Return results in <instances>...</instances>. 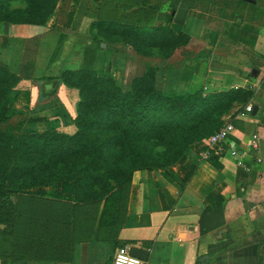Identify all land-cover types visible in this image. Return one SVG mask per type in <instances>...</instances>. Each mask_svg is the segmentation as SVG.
Instances as JSON below:
<instances>
[{"label": "crops", "instance_id": "0c3cea01", "mask_svg": "<svg viewBox=\"0 0 264 264\" xmlns=\"http://www.w3.org/2000/svg\"><path fill=\"white\" fill-rule=\"evenodd\" d=\"M110 1V10L104 11L103 5ZM245 1L82 0L72 15L66 14V26L61 28L49 26V20L40 30L35 29L37 25L6 24L14 34L0 45V61L21 77L10 94V107L23 116L26 130L56 127L74 132L77 89L61 83L49 92L54 82L44 77L67 45H78L82 55L62 56L51 74L78 69L75 60L83 63L81 68L96 70L89 66V58L95 56L100 40L102 45L103 41L115 48L125 44L134 50L122 41L104 40L92 25L112 22L111 18L168 24L175 33L187 35L188 41L169 56L156 49L148 55L134 50L160 78L165 94L198 90L207 94L242 87L251 95L222 116L223 123L234 125L227 148H235L237 156L228 152L200 159L203 138L168 168L134 171L123 211L112 223L100 224L101 205L97 210L85 206L66 216L62 232L47 234L24 195L15 227L19 239L12 244L14 249L0 252V264H113L121 246L145 250L142 264H264V0ZM87 2L88 7L94 4L90 11L83 6ZM29 42H36V49L27 56ZM249 104L252 110L246 113ZM253 134L259 136L257 148L249 144ZM29 191L55 201L73 199L71 182ZM70 217L75 218L74 224L67 221ZM20 226L25 227L23 233L18 232Z\"/></svg>", "mask_w": 264, "mask_h": 264}, {"label": "trees", "instance_id": "16d2710c", "mask_svg": "<svg viewBox=\"0 0 264 264\" xmlns=\"http://www.w3.org/2000/svg\"><path fill=\"white\" fill-rule=\"evenodd\" d=\"M14 1L17 0H0L1 25L43 26L59 0H25L26 8L3 12ZM92 25L104 40L122 41L142 55L156 49L160 55L169 56L188 41L186 34L175 33L168 24L143 28L97 21ZM7 37L0 34V45L6 43ZM54 68L55 65L50 66L44 77L54 82L49 92L61 83L78 91L72 133L56 127L26 130L21 122L11 125L9 120L14 112L10 94L21 77L0 61L2 236L14 233L21 214L22 199H14L10 192L25 195L24 201L33 205L34 211L37 207L42 209L43 212L36 213L40 219L50 214L56 223H64L66 216L80 207L97 210L101 205L100 224L116 221L123 211L134 171L172 166L189 153L195 142L215 132L223 124L222 116L235 103L244 104L251 95L250 90L242 87L207 94L199 90L165 94L157 87L151 68L132 78L126 87L118 85L109 73L99 75L95 70L78 68L58 69L51 74ZM60 182L72 183L73 199L58 202V214L56 210L44 209L49 200L39 199L32 192L27 194L33 188ZM54 207L57 208L55 200ZM30 214L34 215L32 211ZM73 219L67 221L74 224Z\"/></svg>", "mask_w": 264, "mask_h": 264}, {"label": "rangeland", "instance_id": "374dc122", "mask_svg": "<svg viewBox=\"0 0 264 264\" xmlns=\"http://www.w3.org/2000/svg\"><path fill=\"white\" fill-rule=\"evenodd\" d=\"M80 1L82 2V0H79L78 2H76L75 0H62L59 8L52 15L54 17V20H52L50 18L48 19L49 21L47 20L48 21L47 23L49 24V26H51V25L56 26L57 25L56 27H58V28H61V26L62 27L66 26L64 23L66 14L72 15L73 12L78 8V6H80V4H81ZM95 1L96 0H92L93 3ZM107 4L108 5H103L104 8L102 7L104 9V11H106V9L110 10V7H111L110 5H112L111 1L107 2ZM87 5H88V2L83 4L85 9L89 10L90 6H92L91 9H93L94 4H89V7ZM26 6H27V3L25 0H17V1L10 3L6 8H4L3 12H5L7 10H11V9H16V8L17 9H24V8H26ZM173 6L175 7L174 3H173ZM119 20H121L122 23H127L130 25L135 24L134 26H138V27L140 26L143 28L155 26V24H148V23L143 24V23H139V22L136 23V21H134L131 18H123V19L111 18V19H109V21H112V22H117ZM51 21H53V22H51ZM152 21L153 20L150 19V21H148V22L151 23ZM0 23H3V22H0ZM3 25L0 24V32H1L0 34H7V35L14 34L13 29H11L10 27H6L7 26L6 24H3ZM58 25H60V26H58ZM35 29L40 30L42 28H40L38 26ZM27 34H30L29 31ZM100 42H101V40H100ZM100 42L97 41V43L95 44V48H96L95 56L94 57L91 56L89 58V63H91V65H89V66H91L93 69H96L98 71L97 73L99 75H105V74L109 73L114 77V79L118 85H120L122 87H126L130 83L132 78H134L135 76L142 75L147 70V68H146V66L148 64L147 60L138 56L134 50L130 49L128 46H125V44L121 45L118 48H115L114 46H112V44L106 43L105 41H103V43H105V45H102V43H100ZM67 46H64V48L62 47L60 49L59 54L56 58L57 61L58 60L62 61V59H63L62 56L66 55L67 53H69V55H72L73 57H78V58L82 55L83 51L79 50L78 45H76V46L72 45L70 47H67ZM43 47L47 49L48 46H43ZM33 49L35 51L36 42H29L27 50L25 51L27 56H30L31 53H33ZM49 51H50V49L48 50V52ZM57 61H56V63L54 62V64L51 66L55 65V68H56ZM93 61H94V64L92 63ZM61 64L66 65L64 62H62ZM75 64H78V66H80V67L77 66V68L83 67V65H82L83 63H81L80 60H75ZM86 64L84 63V66H88V63H86ZM156 85L159 89L161 88L162 83L160 82V78L156 79ZM19 122H21L22 125L24 123L23 116L18 115V114H14L11 117V119L9 120V123L11 125H15L16 123H19ZM67 131H68V129H66V131H64V132H67ZM192 147H196V142H195V144L192 145ZM189 153H190V151H189ZM43 192H45V191H43ZM43 192H41V193L43 194ZM28 193H30V191H28L27 194ZM34 194L36 196L41 197L39 199H43V198L46 199L45 197L40 195V192L39 193L34 192L33 195ZM10 196L14 197V199L17 198L18 200L23 198V195L21 194L18 196L17 192H10ZM46 200H49V202L48 201L45 202V206L46 207L49 206V209L44 207V209H46V212L47 211L51 212L53 210L54 211L56 210V212L58 214L59 213V208H58L59 203L58 202H60V200L57 201V208L54 207V199L53 198H47ZM38 212H43V210L39 209L37 207L36 213H38ZM46 212H45V214H46ZM50 217H53V215ZM50 217L44 216L41 219L42 227H44L46 225V233L49 234V232H62L63 231L62 228H63V224H64L63 221H59L56 223V220H54V218H50ZM50 220H53V221L51 222ZM0 228L1 229L4 228V225H0ZM24 229H25V227L20 226V229L18 227V232L23 233ZM16 236H17V234H16L15 230H14V233H11L8 236H1L0 235V252L3 250L2 252L6 253L7 251L4 249H7V247H8V249H11V250H12V248L14 249L15 245H12V244H16L18 239H19V237L16 238Z\"/></svg>", "mask_w": 264, "mask_h": 264}, {"label": "built area", "instance_id": "2783aa9c", "mask_svg": "<svg viewBox=\"0 0 264 264\" xmlns=\"http://www.w3.org/2000/svg\"><path fill=\"white\" fill-rule=\"evenodd\" d=\"M251 110L252 105L249 104L245 107L244 112L250 113ZM233 131L234 125L232 124V122H224L215 132H213L203 140L202 148L199 152V158L202 160H208L211 158L222 156L228 152L231 156H237L238 152L235 148H227L228 137ZM258 143L259 136L257 134H253L249 141L250 146L257 148ZM121 255L127 257V260H125L123 264H130V262L132 261H134L135 264L143 263V260L141 258L131 254L130 248L128 246H121L115 251V254L113 256V264H117V259Z\"/></svg>", "mask_w": 264, "mask_h": 264}, {"label": "water", "instance_id": "95a60500", "mask_svg": "<svg viewBox=\"0 0 264 264\" xmlns=\"http://www.w3.org/2000/svg\"><path fill=\"white\" fill-rule=\"evenodd\" d=\"M66 31H67V32H72V31H70V30H68V29H67ZM252 75H253V76H256V75H257V71L254 70V71L252 72ZM255 110H256V107H254V112H255ZM130 252H131V254H133V255H135V256L141 258L142 260H144V259L146 258V251L143 250V249H140V248H138V247H135V246L131 247Z\"/></svg>", "mask_w": 264, "mask_h": 264}, {"label": "clouds", "instance_id": "9594fccd", "mask_svg": "<svg viewBox=\"0 0 264 264\" xmlns=\"http://www.w3.org/2000/svg\"><path fill=\"white\" fill-rule=\"evenodd\" d=\"M127 260V257H124L123 255H121L118 259H117V264H123V262ZM130 264H135L134 261L130 262Z\"/></svg>", "mask_w": 264, "mask_h": 264}]
</instances>
